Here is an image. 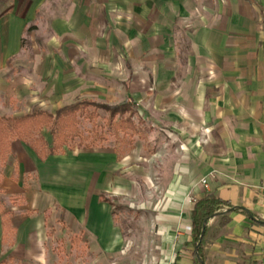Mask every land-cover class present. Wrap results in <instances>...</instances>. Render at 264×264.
<instances>
[{"label":"crops","instance_id":"obj_1","mask_svg":"<svg viewBox=\"0 0 264 264\" xmlns=\"http://www.w3.org/2000/svg\"><path fill=\"white\" fill-rule=\"evenodd\" d=\"M72 1L68 25L75 21L90 29L95 11L126 45L143 49L147 64L160 61L149 72L153 86L136 102L168 132L162 162L167 194L157 214L163 254L173 264H197L189 243L191 199L214 193L255 219L240 209L213 217L203 240L204 264H264V224L258 222L264 221V0H205L203 7L198 0ZM182 39L188 49L183 65L176 66ZM16 142L13 153L35 175L29 187L3 180L2 188L15 199L5 210L15 232L6 250L0 213V264L5 251L17 263L46 264L54 207L101 251L118 247L121 232L101 193L111 192L112 172L124 174L127 164L129 171L137 165L94 148L41 160ZM122 180L117 177V194L129 192ZM27 209L38 214H23ZM223 216L230 219L225 225Z\"/></svg>","mask_w":264,"mask_h":264},{"label":"rangeland","instance_id":"obj_2","mask_svg":"<svg viewBox=\"0 0 264 264\" xmlns=\"http://www.w3.org/2000/svg\"><path fill=\"white\" fill-rule=\"evenodd\" d=\"M72 3L71 0H8L0 7V116L20 117L38 110L54 113L80 100L109 105L127 99L137 101V97L153 86L149 72L160 61L147 64L143 49L126 45L128 41L123 35L121 39L114 28L104 25L101 19L98 21L95 11L90 13L93 18L90 29L75 21L68 25ZM196 4L203 7L205 0ZM181 44L178 56L174 57L176 66L183 65L188 49L186 39ZM139 108L141 105L132 118L139 133L124 137L122 131L117 134L110 129L108 112L89 107L99 116L82 117L81 136L71 143L75 151L90 150L84 145L91 144L98 131L101 135L95 139L94 149L115 151L137 165L129 171L127 164L124 174L112 172L108 176L111 192L101 193L112 206L122 236L120 245L109 252L101 251L81 227L73 225L54 207L47 225L46 264H173L174 258L161 250L157 218L167 194L164 187L169 176L163 174L162 162L167 159L168 132L162 125L154 124L144 108ZM41 135L52 144L49 129H43ZM15 141L18 148H26L37 158L28 145L19 139ZM34 175L24 170L14 153L5 160L0 157V205L11 209L15 201L2 188L5 177L29 187ZM117 177L126 184L127 194H117ZM23 214L38 213L27 209ZM12 244L13 241L7 240L6 250ZM4 257L1 264H24L8 260L6 251Z\"/></svg>","mask_w":264,"mask_h":264},{"label":"trees","instance_id":"obj_3","mask_svg":"<svg viewBox=\"0 0 264 264\" xmlns=\"http://www.w3.org/2000/svg\"><path fill=\"white\" fill-rule=\"evenodd\" d=\"M7 1L0 0V7ZM89 107L102 108L108 112L110 117L107 119V123L115 133L118 134L122 131L124 137L139 133L138 127L132 119L138 108L135 100L127 99L116 105L80 100L61 107L54 113L38 110L20 117L0 116V157L5 160L9 154L13 153V142L16 139L28 145L41 160H45L50 155L63 154L68 150H73L71 143L81 136L79 124L82 117L97 118L99 116L95 111L89 110ZM46 128L49 129L52 136V144H49L46 138L41 135L42 130ZM94 134L96 137L92 138L91 144L84 145L86 149H92L96 144L95 139L101 135L98 131ZM87 138L89 137L87 136ZM120 156L119 154V158ZM101 200L110 202L103 194H101ZM237 209L255 219V215L246 208L235 207L214 193H206L203 197L196 199L191 212L192 233L189 243L193 247V256L197 264H204L203 240L209 221L215 216L225 214L224 212ZM5 210L0 205V213H5L3 215V241L6 243L7 240L13 241L15 230L11 213ZM229 221V217L223 216V225ZM258 222L264 224V221Z\"/></svg>","mask_w":264,"mask_h":264},{"label":"built area","instance_id":"obj_4","mask_svg":"<svg viewBox=\"0 0 264 264\" xmlns=\"http://www.w3.org/2000/svg\"><path fill=\"white\" fill-rule=\"evenodd\" d=\"M202 181H203V183H206L207 182L206 179H203ZM191 201L195 202L196 201V198H192Z\"/></svg>","mask_w":264,"mask_h":264}]
</instances>
